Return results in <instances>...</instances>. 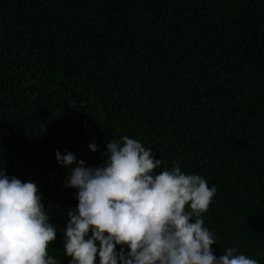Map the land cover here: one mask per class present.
<instances>
[{"label": "trees", "instance_id": "trees-1", "mask_svg": "<svg viewBox=\"0 0 264 264\" xmlns=\"http://www.w3.org/2000/svg\"><path fill=\"white\" fill-rule=\"evenodd\" d=\"M123 136L216 187L217 257L264 264V0H0V173L39 187L57 264L78 200L56 151L99 167Z\"/></svg>", "mask_w": 264, "mask_h": 264}, {"label": "clouds", "instance_id": "clouds-1", "mask_svg": "<svg viewBox=\"0 0 264 264\" xmlns=\"http://www.w3.org/2000/svg\"><path fill=\"white\" fill-rule=\"evenodd\" d=\"M106 147L99 167L55 153L71 167L65 187L77 189L63 248L70 264H97V256L99 264H259L235 247L214 254L217 240L203 217L217 190L204 177L165 166L128 136ZM43 200L34 182L0 173V264H57L49 254L57 230Z\"/></svg>", "mask_w": 264, "mask_h": 264}]
</instances>
